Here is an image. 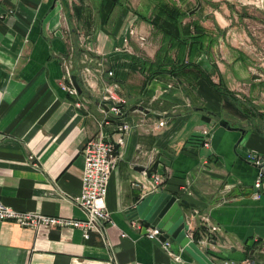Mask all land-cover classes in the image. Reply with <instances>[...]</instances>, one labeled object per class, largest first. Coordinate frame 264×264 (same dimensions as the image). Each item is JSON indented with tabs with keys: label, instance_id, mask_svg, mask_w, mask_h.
Listing matches in <instances>:
<instances>
[{
	"label": "crops",
	"instance_id": "0c3cea01",
	"mask_svg": "<svg viewBox=\"0 0 264 264\" xmlns=\"http://www.w3.org/2000/svg\"><path fill=\"white\" fill-rule=\"evenodd\" d=\"M253 4L264 11L263 0ZM130 11L125 1L107 16L102 0H0L2 203L18 211L83 218L71 200L81 191L82 147L99 134L113 137L118 122L100 103L108 83H118L117 93L128 105L120 121L130 125L107 184L106 231H90L86 238L79 228L31 229L0 220V264H201L175 240L170 250L176 257L161 239L132 227L133 219L151 224L134 208L158 192L175 197L188 236L213 264H264V179L261 197L254 199L258 167L246 158L248 152L264 157L262 125L230 122L223 115L224 98L206 85L197 88L204 102L191 105L172 77L145 80L131 56L144 58L136 48L146 42L132 36L123 43L131 26L143 34L137 11ZM76 45L83 49L77 57ZM214 60L227 85L229 79H259L247 71L250 60L241 52ZM72 75L81 89L76 95L62 87L73 85ZM131 104L170 115L129 111ZM222 118L243 132L222 127ZM153 175L163 179L156 189Z\"/></svg>",
	"mask_w": 264,
	"mask_h": 264
},
{
	"label": "trees",
	"instance_id": "16d2710c",
	"mask_svg": "<svg viewBox=\"0 0 264 264\" xmlns=\"http://www.w3.org/2000/svg\"><path fill=\"white\" fill-rule=\"evenodd\" d=\"M123 1L102 0L107 6V16L115 6L122 4ZM185 1L160 0L154 4L150 15L137 12L141 20L151 24L160 34V45L155 52L154 59L131 56L133 61L135 60V63L138 64L139 71L144 74L145 80L163 75L172 77L194 105H196L195 100L199 96L203 97L197 88L201 84L206 85L215 93L224 96L222 108L226 115L231 113L246 120L252 114V116L255 115L256 117L257 115V117L264 119V112L252 113L251 105H248L249 109L247 110L249 112L239 108V99L236 93L227 86L212 56L213 48L217 44L219 36L225 31L217 27L215 29L205 27L199 19L186 20L191 11H200L201 6L198 8L196 5L183 7ZM67 18H69L68 14ZM74 50L76 57L83 52V49L78 45L74 47ZM112 77L116 78L115 74ZM202 116L206 119L210 118L203 112ZM112 118L120 119L121 115ZM256 129L262 130L259 127ZM201 230L204 231V227ZM200 234L198 230L193 232L195 239L200 238Z\"/></svg>",
	"mask_w": 264,
	"mask_h": 264
},
{
	"label": "built area",
	"instance_id": "2783aa9c",
	"mask_svg": "<svg viewBox=\"0 0 264 264\" xmlns=\"http://www.w3.org/2000/svg\"><path fill=\"white\" fill-rule=\"evenodd\" d=\"M132 36H136L141 43H144L146 40L143 35H138L134 30V27L131 26L129 27L127 35L123 38V43H128L129 38ZM108 75L113 76V70H109ZM62 87L67 90L70 95L77 94V90L73 85H62ZM118 87V83L113 81L108 83L103 91V98L113 101V104L108 107L111 117L122 115V111H124V109H122V105L125 103V100L123 97L118 95ZM76 104L79 106V103ZM114 119H117L115 121L118 122L115 126V134L113 137H107L103 134H99L95 137L87 139L82 147L81 152L83 157V166L81 172V191L78 195L73 196L71 200L80 207L84 214L83 218H68L36 212L18 211L0 201V220H10L23 227L31 229H35L39 225L47 227L79 228L82 230L83 237L86 238L89 236L90 231H99L104 233L108 223H111L110 214L107 210L105 202L107 184L111 170L117 161L119 152L125 144L126 133L130 128L128 123L121 122L119 118ZM158 124L159 126L164 125V121L160 120ZM203 133L207 134L208 130L204 129ZM204 144L208 145L209 142L205 140ZM246 158L258 167L257 177L253 182V198L260 199L264 179V157L255 152H248L246 154ZM152 180L154 189H156L163 181L160 175H153ZM204 218L205 217H203V219ZM131 224L133 228L139 230V232L149 239L155 240L160 239L161 237L162 229L156 225H144L137 219H133ZM216 229L217 228L215 226L211 227V230L213 231ZM203 241L205 242V240ZM170 243L169 239L161 240V244L165 250L169 254L175 256L170 250ZM223 264L240 263L225 261Z\"/></svg>",
	"mask_w": 264,
	"mask_h": 264
},
{
	"label": "rangeland",
	"instance_id": "374dc122",
	"mask_svg": "<svg viewBox=\"0 0 264 264\" xmlns=\"http://www.w3.org/2000/svg\"><path fill=\"white\" fill-rule=\"evenodd\" d=\"M124 1L125 3H128L131 10L130 13L137 11L142 14L150 15L154 4L160 0ZM88 2L93 4V0H87V3ZM254 2L255 0H186L185 4H183V7H192L195 5L197 7L198 3H200L201 6L200 11H191L186 20L199 19L201 23L208 28L215 29V27H217L221 30L226 28L231 29L227 35L224 32V34L219 36L218 42L213 48L214 54L212 52V56L219 60V57H221L224 53L228 56L230 54L241 52L250 60L248 64L250 65V68L249 70L246 68V70L249 71L251 75L257 76L259 79H229L228 85L229 88L236 93L239 99V108L247 110L249 109L248 105H251L252 113L264 112V11L256 8L253 4ZM235 11L240 13L246 12L252 16L238 19L237 16L234 15L236 13ZM140 24L142 25L141 32L143 33L141 35L146 38V43L143 46H138L136 51L138 50L140 56L152 60L154 59L155 52L160 45V34H158L148 22L144 20L142 22L140 20ZM222 42H224V44ZM219 43H222L221 46L218 45ZM132 56L137 57L135 54H132ZM171 81L173 86L176 89H180L182 94L186 96L185 92L177 86V83H175L173 79ZM200 89L203 92L202 88ZM199 93L202 94L201 92ZM215 95L217 97V93ZM101 98L100 103L107 101L103 98V95ZM203 98L204 97L199 96L195 100L196 105H199ZM222 98H224V96H222ZM221 100L223 103L224 99ZM190 104L194 105L192 103ZM109 106L110 104H106L107 109ZM125 107L126 109L125 111H122V115H124L128 110L126 101L123 103L122 109ZM247 112L249 111L247 110ZM229 114L226 115V113H223V115H225L230 122H237L243 125H250L249 122H251V125L253 126L259 124V126L262 125L261 128L264 131V119H261L259 116L257 117V115L255 117V115L252 116V114H250L249 118L245 120L239 115Z\"/></svg>",
	"mask_w": 264,
	"mask_h": 264
},
{
	"label": "water",
	"instance_id": "95a60500",
	"mask_svg": "<svg viewBox=\"0 0 264 264\" xmlns=\"http://www.w3.org/2000/svg\"><path fill=\"white\" fill-rule=\"evenodd\" d=\"M199 6L200 3H198L197 8ZM71 80L73 86L77 89L78 93H80L81 89L74 75H72ZM106 104L112 105L113 101L107 100L101 103L103 106H106ZM134 110H139L145 114L159 118L170 115V113H158L140 104H134L129 107V111ZM218 123L228 130H240L243 132L242 128L232 126L227 120L223 118L220 119ZM134 209L136 210V213L139 214L141 219L146 220L162 229V234L160 237L161 240H175L199 263L213 264V262L204 254L199 246L187 236V223L185 222V219L181 213V209L179 208L178 203L176 202V199L173 195L166 192H158L148 195L144 197ZM251 264L254 263L252 262Z\"/></svg>",
	"mask_w": 264,
	"mask_h": 264
}]
</instances>
